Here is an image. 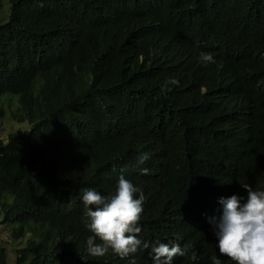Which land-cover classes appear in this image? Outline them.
I'll list each match as a JSON object with an SVG mask.
<instances>
[{"label":"trees","instance_id":"obj_1","mask_svg":"<svg viewBox=\"0 0 264 264\" xmlns=\"http://www.w3.org/2000/svg\"><path fill=\"white\" fill-rule=\"evenodd\" d=\"M8 2L0 98L16 96L9 118L30 125L0 141L1 222L27 236L16 264H153L142 245L125 258L86 250L80 189L112 194L121 176L145 197L138 239L190 245L172 264H235L208 218L221 197H246L241 184L264 190V0ZM118 6L146 36L114 28Z\"/></svg>","mask_w":264,"mask_h":264},{"label":"clouds","instance_id":"obj_2","mask_svg":"<svg viewBox=\"0 0 264 264\" xmlns=\"http://www.w3.org/2000/svg\"><path fill=\"white\" fill-rule=\"evenodd\" d=\"M141 4H137L136 9ZM134 12L131 7L118 6L114 14V28L136 41L146 36L148 25ZM201 60L214 62L210 53H202ZM148 158L147 153L141 154L138 164H144ZM148 171L147 168L141 169L143 174ZM240 187L246 197L237 194L221 197L218 201L222 205L221 213L209 217L208 222L221 255L235 264H264V190H253L247 183ZM80 191L88 220L86 227L93 233L86 240V250L91 256L102 257L111 251L125 258L136 253L142 245L144 249H151L153 264H172L175 256H185L191 247L185 245L182 248L180 244L169 246L159 240L150 245L137 238L141 231L138 221L145 197L139 187L123 176L112 194L102 195L93 188H82ZM134 194H139L138 198H134ZM190 258L197 259L194 251ZM212 259L213 264H221L219 259Z\"/></svg>","mask_w":264,"mask_h":264},{"label":"rangeland","instance_id":"obj_3","mask_svg":"<svg viewBox=\"0 0 264 264\" xmlns=\"http://www.w3.org/2000/svg\"><path fill=\"white\" fill-rule=\"evenodd\" d=\"M9 12L10 4L8 0H2V8L0 9V24L7 21ZM14 97L15 98L10 100H7V97L0 98V141L4 140V142H7L10 134L26 135L30 128V125L27 122L17 123L9 118L10 112L15 110L17 106V97ZM8 108L13 110H9ZM4 201L10 203L11 197L5 196ZM1 221L2 213L0 212V248L2 247L6 249L8 264H16V259L19 257L16 255V249L17 247L22 248L25 246L27 236L23 237L22 240L11 239L10 233L17 226L7 225Z\"/></svg>","mask_w":264,"mask_h":264}]
</instances>
